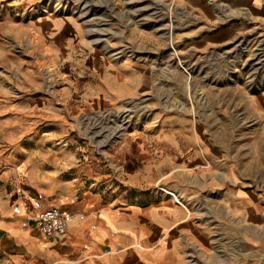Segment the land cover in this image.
Masks as SVG:
<instances>
[{"label": "rangeland", "instance_id": "rangeland-1", "mask_svg": "<svg viewBox=\"0 0 264 264\" xmlns=\"http://www.w3.org/2000/svg\"><path fill=\"white\" fill-rule=\"evenodd\" d=\"M238 1L0 0V47L6 50L1 54L0 48V89L7 87L9 94L0 92V264H32L13 253L17 248L7 237L24 229L39 230L35 216L18 217L15 212L27 196L22 184L26 155L52 144L70 146L69 139L38 141L45 131L54 134V124L38 125L42 118L36 114L28 118L33 122L19 124L20 110L11 106L39 94L60 105L55 69L41 63L37 85L20 83L27 68L23 59L37 58V53L32 51L31 38L20 35L18 27L21 22L51 17L76 23L87 54L147 66L144 83L149 88L110 110L85 108L79 97H72L76 109L68 111V121L79 143L89 145L105 165L110 140L129 130L146 128L156 133L165 120L190 122L200 152L198 163L179 167L178 173L156 184L173 191L179 201L187 199L183 206L190 211V220L207 238L206 249L189 239V264H238L248 259L264 264L260 253L264 250V60L254 55L264 46V9L257 16L235 4ZM251 1L264 6V0ZM97 28L102 35L91 34ZM99 37L102 41L94 44L92 40ZM130 107L133 111L126 116ZM124 117L129 119L126 128L106 138L109 131L122 127ZM106 167L116 171L111 164ZM169 177L178 188L169 187L167 181L173 182ZM177 189L184 191L185 198ZM244 207L251 208V214Z\"/></svg>", "mask_w": 264, "mask_h": 264}, {"label": "crops", "instance_id": "crops-1", "mask_svg": "<svg viewBox=\"0 0 264 264\" xmlns=\"http://www.w3.org/2000/svg\"><path fill=\"white\" fill-rule=\"evenodd\" d=\"M256 2L239 0L235 4L258 16L264 6ZM204 13L211 16L208 9ZM20 24L18 33L31 38L32 51L37 53V58L23 59L27 68L21 75V86L37 85L41 63L55 69L60 105L42 94L8 104L20 110L19 124L33 122L28 119L33 114L42 118L38 125L54 124V134L45 131L38 141L69 139L70 146L52 144L26 155L22 184L27 192L23 205L28 209L19 212L20 207H15L18 217H36L51 206L58 207L65 217V233L47 235L36 223L41 233L24 229L18 236L7 234L17 248L13 253L32 264H189V239L203 249L208 243L183 206L187 199L174 197L177 203L145 192L153 191L179 167L198 163L200 152L194 145L190 122L165 120L156 133L146 128L129 130L110 140L109 163L103 165L89 145L79 143L76 129L68 121V111L76 109L72 97H79L85 108L110 110L149 88L144 83L147 66L133 60L113 63L95 52L87 54L77 36L78 27L70 19L51 17ZM0 48L1 54H6L5 48ZM6 89L0 92L8 94ZM110 164L116 168L113 173L106 167ZM169 179L173 180L167 181L169 187L178 185L173 177ZM178 191L185 198L184 191ZM228 200L235 206L232 199ZM250 209L244 207V212L251 214ZM238 264L253 263L248 259Z\"/></svg>", "mask_w": 264, "mask_h": 264}, {"label": "built area", "instance_id": "built-area-1", "mask_svg": "<svg viewBox=\"0 0 264 264\" xmlns=\"http://www.w3.org/2000/svg\"><path fill=\"white\" fill-rule=\"evenodd\" d=\"M264 45V43H262ZM262 55L264 60V46H259L257 48V51L254 55ZM121 56H117L119 58ZM117 116V115H116ZM106 119V118H105ZM115 119V117H114ZM103 120V119H102ZM128 127V125H127ZM147 196H151V194H154L156 196L162 197L165 195L167 198L174 199L173 191L167 188L163 187H157L153 191H147L145 192ZM175 202H177L174 199ZM178 203V202H177ZM25 209H28V206L25 205ZM64 214L61 212V210L56 206L49 207L46 211L41 213L40 215L34 217V220L38 224V226L47 234V235H54V234H62L66 231V221ZM197 258V257H195ZM195 263V259L193 260Z\"/></svg>", "mask_w": 264, "mask_h": 264}, {"label": "bare ground", "instance_id": "bare-ground-1", "mask_svg": "<svg viewBox=\"0 0 264 264\" xmlns=\"http://www.w3.org/2000/svg\"><path fill=\"white\" fill-rule=\"evenodd\" d=\"M88 8V4L87 3H85L84 4V7H83V9H87ZM57 9H59V8H57ZM67 9L68 8H66V10H65V8H64V10L63 11H67ZM93 31H95V32H93ZM93 33H91V34H97V35H99V34H101L102 35V33H101V28H97V29H93ZM90 33V32H89ZM93 42H94V44H98V43H100L101 41H102V38L101 37H99V38H96V39H94V40H92ZM126 116H130V112L132 113V111H133V108L132 107H130V108H127L126 109ZM123 115H125V114H121V115H118L119 117H121L122 116V118H123ZM119 120H121V119H119ZM121 121H123V124H121L122 125V127H118V128H116V129H114V130H111V131H109V133H107L106 134V136H112V135H117L118 133H121V131H123L125 128H126V124H128L127 122L129 121V119H127V118H125L124 117V119L123 120H121ZM117 127V126H116ZM22 211V212H24L25 211V206L24 205H21L20 206V209H19V211Z\"/></svg>", "mask_w": 264, "mask_h": 264}]
</instances>
